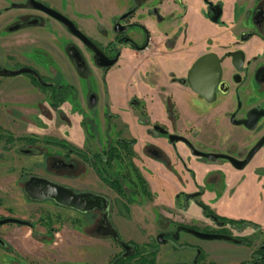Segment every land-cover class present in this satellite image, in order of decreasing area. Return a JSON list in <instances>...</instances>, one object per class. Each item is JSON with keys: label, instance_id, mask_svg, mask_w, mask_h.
<instances>
[{"label": "flooded vegetation", "instance_id": "flooded-vegetation-1", "mask_svg": "<svg viewBox=\"0 0 264 264\" xmlns=\"http://www.w3.org/2000/svg\"><path fill=\"white\" fill-rule=\"evenodd\" d=\"M7 1L8 5H4L0 9V25L6 21V26L10 31L37 30L41 33L52 34L54 40L51 45L57 49L54 51H57L59 54L58 59L45 55L46 60L44 61L39 56H44L42 54V48L44 46L33 42L26 44V47L19 51L20 56L24 60H18L17 57L13 59L16 62H21L20 66L16 68L27 66L33 69L39 77L37 78L36 75L30 72H20L27 76L25 77L27 79L26 85H24L26 89L23 91L29 90L31 93L32 96L29 101L34 102L35 97L41 96L43 98L42 104H44L47 113L52 111L56 114L62 113L65 115L69 110L62 109L61 104L64 102L68 104V108H71L73 113H81L79 116V124L83 130L82 143L78 145L64 138H43V141L46 143L58 147L57 151L55 149L52 151L58 152L57 154H59L58 157L52 160V165L55 167V170L45 169L46 174L34 171L27 176V178L30 175L42 176L59 184L66 185L74 191H88L103 197L105 214L97 206L82 211L70 206L58 204L49 199L55 205L71 208L81 215L85 213L92 214L93 219L90 222H84L78 226L79 229L82 228L83 236H85L84 239H86L81 241H92L99 237L102 239L104 237L101 236H105L121 247L112 237L104 234L103 225L107 220L116 229L118 237L122 241L128 244L135 242L130 239L125 238L123 240L121 238V231L115 220V216L129 220L132 206H138L140 208L149 203L152 207L154 224L157 230L147 240L141 242L152 243L149 247L155 249V262L156 253L159 251V254H161V247L159 248V246H163L162 242L169 239V251L189 252L187 260L184 263L264 264V237L258 239L259 235H264V227L261 223L252 218L219 214L210 205L211 201L204 200L202 197L205 191L212 192L216 198L220 196L227 188L225 181L227 169L235 171V181L237 184L248 181L250 171L256 175L258 181L264 175V0H255L254 5L243 14L244 26L234 34L232 44L224 49L215 50L208 48L197 54L182 74L176 75L173 72L169 74L167 81L174 83V86L179 89V92L178 90L168 91L165 86H159L155 99L163 113L160 120L151 122L148 120L145 112L146 101L144 98L138 99L134 95L128 99V104L137 110L138 121L136 122L146 124L145 133L158 138L157 143L144 142L140 147V153L147 159L158 163L155 172L171 177L179 186L178 188L173 185L170 186L171 192L169 188L166 189V196L169 198L167 199V201L169 200L167 204L169 203L170 208L165 206L160 199L154 201L155 194L143 174V167L144 169L147 167L146 170L152 174H154V171L151 168L148 169L149 167L144 163L137 164L135 162L136 153L133 145L136 139L128 135L129 132L126 129V124L116 118L117 115L110 111L106 95L105 73L116 63L120 54V46L126 45L138 51L152 48L149 42L148 28L140 21H129L135 8L146 0H132V4L113 19L112 26L109 30L106 31L97 27L96 34L88 33L72 17L48 4L45 0H38L66 16L107 58L115 56V60L109 65H98L93 58L91 48L71 33L60 20L39 8L28 5V0ZM175 1L182 5L181 0ZM202 1L206 5V17L214 22H220V3L210 0ZM11 8H14V11L10 10ZM141 13H153L158 19L161 17L154 5L146 8ZM217 13V20L211 18V16ZM166 19H170V15ZM117 22L118 25L116 24ZM119 25L121 26L120 28ZM133 27L140 29L139 37L133 36ZM174 39L175 33L165 39V47L167 49L172 48ZM30 45H34L35 48L31 49ZM27 47L37 52L33 59L26 57L30 54V51H26ZM231 51H236L238 58H234L229 54ZM46 52L44 51L45 54H47ZM76 52L79 57H76L74 61L71 54H76ZM207 52H213L217 55L220 67L218 80L212 87V97L209 99L193 90L186 79L187 71L194 60L201 54ZM84 53L88 55V59L84 57ZM63 57L68 62L70 60L73 65L76 74L75 77L77 76L75 83H71L67 79L68 75L64 73L63 68L66 66V63ZM0 68L4 67L1 65ZM30 76L35 78L36 83L31 81ZM94 77L101 83V89L99 88V90H102L103 87L102 94L101 91L98 93ZM196 80L198 79L196 78ZM201 84L203 85L202 82ZM88 88H91L93 93H87ZM147 96L149 98L154 97V95H149V93ZM41 97L39 98L40 100ZM22 101H25V98ZM8 106L18 108L21 113H24V110L20 109L24 107L23 105L9 103ZM40 108L36 106L38 112H40ZM98 111H100L104 120L101 128H99L98 123L95 121V115ZM63 121L66 126L70 125L69 122ZM116 122L123 125L122 128L117 127ZM0 127L6 132L4 125L0 124ZM109 131H113L115 136L112 138L108 137L107 133ZM90 136L91 138H88ZM90 139H92V143L95 145V150H90L87 146L88 143L90 144ZM129 139H132L133 142L129 145L131 153L127 154L125 148L120 147L118 143ZM0 140L5 144L20 141L18 139ZM21 141V145L26 146L19 149L22 152L37 151L33 147H28L33 145L31 142H24L26 140ZM56 141L60 143H56ZM257 143H259L258 147L249 154L252 147ZM69 145H74L78 150H72ZM110 149L113 154L109 157ZM51 155L53 154L48 153L47 156L50 157ZM244 159L245 161L238 165V162ZM129 161L133 163L137 173L144 179L151 197H146L139 191L138 183L134 177L135 174L129 167ZM115 162L119 165L118 169L113 168ZM99 173L102 178L99 177ZM72 179H75V182L72 183ZM114 179L122 184L123 195L117 193L109 185ZM204 179L210 180L211 184L207 186L204 183ZM100 187L101 189H98ZM260 189L261 194H259L258 199L263 201V181H260ZM110 192L116 196L114 199L109 198L108 194ZM131 192L141 195L143 200L134 203L130 196ZM202 204L206 205L215 215L224 217V219L218 220L210 214L203 213L201 208ZM189 205L197 207L200 215L193 213L184 214L183 211ZM138 215L141 216L139 212ZM3 217L16 216L0 215V218ZM16 218L23 222L7 221L0 223V225L17 223L31 228L32 224L27 219ZM229 219L244 220L248 223L232 222ZM82 220L84 221L85 218H82ZM145 221L147 220L145 219ZM44 225L47 226V222ZM134 225L140 235H142L141 227L136 222H134ZM89 226H93V230H89ZM182 226L200 231L220 233L225 237L200 238L182 229ZM196 226H200L201 228ZM51 229H53L51 226H47L46 231L49 230L51 232ZM56 231L52 232V235H55ZM232 231L238 233L234 234ZM242 231L246 233L241 234L240 232ZM50 232H48L47 238L50 237ZM180 232L191 234L197 237V239L180 235ZM44 234L41 233L40 237L43 241L45 240ZM158 235L160 237L159 239L157 238ZM195 240H221L236 245L238 248L235 251L229 247L220 249V251L228 250L230 252L229 258L236 257V260L229 263L216 262L214 259L208 257L210 251H206L200 245L196 244L195 242L198 241ZM123 251L124 249L121 247L118 252L112 253L110 257L117 253L121 254ZM131 252L132 246L128 254ZM121 256L123 255L121 254ZM105 264H109V259Z\"/></svg>", "mask_w": 264, "mask_h": 264}, {"label": "crops", "instance_id": "crops-1", "mask_svg": "<svg viewBox=\"0 0 264 264\" xmlns=\"http://www.w3.org/2000/svg\"><path fill=\"white\" fill-rule=\"evenodd\" d=\"M45 1L72 17L81 28L91 34H96L97 27L106 31L109 30L113 19L132 4V0ZM210 1L220 3V22H214L206 17V5L202 0H181L182 5L175 0H146L141 3L135 8L129 21H140L148 28L149 42L152 48L138 51L126 45H121L116 63L105 73L109 109L117 115L116 118L126 124L128 135L136 139L133 145L136 153L135 162L137 164L144 163L149 167L148 169L151 168L154 171V174H152L146 170L147 167L146 169L143 167V174L155 194L154 201L160 199L169 208L171 206L168 205L169 203L167 204L169 198L166 196V189L172 185L176 188L179 186L171 177L155 172L158 163L147 159L140 153V147L144 142L157 143L158 138L145 133L146 124L136 122L138 121L137 110L128 104V99L134 95L138 99L144 98L148 120L150 122L160 120L163 113L155 99L159 86H165L168 91L178 90L179 92L174 83L167 81L169 74L171 72L176 75L182 74L193 58L208 48L224 49L232 44L234 34L244 26L243 14L255 3V0ZM151 5H154L158 10L161 15L160 19L156 18L153 13H141L146 8H150ZM168 15H170V19H166ZM173 33H175L174 43L172 48L167 49L165 39ZM50 36L53 38L52 34ZM128 68L129 74L126 77L125 71ZM130 76H132L133 82L138 83L142 88L136 91V84H133L132 81H129V85H127ZM94 80L96 88H100V81L97 78ZM13 93L21 92L14 91ZM148 93L154 95V97L149 98ZM95 121L98 123L99 128L103 126L104 120L100 111L95 115ZM66 128L67 131L62 134V137L80 145L83 141V130L79 124V119L72 120ZM199 175L201 174L199 173ZM248 175V181L237 184L235 171L227 169L225 178L227 188L220 196L216 198L212 192L205 191L202 197L204 200H210V205L219 214L252 218L264 227V200L260 201L258 199L259 194H261L260 181L264 182V175L259 181L251 171ZM74 180L72 179V182H75ZM171 188L173 189V187ZM138 212L141 216L138 215ZM183 212L184 214L200 215L198 208L194 205H189ZM153 218L152 207L149 203L140 208L132 206L129 220L115 216L121 233L126 235V239L133 241H135V236L131 229L132 226H135L134 222L142 229L143 233L139 241H143L147 240L157 230ZM128 223L131 228L128 227ZM195 243L206 251H210L208 257L216 262L229 263L236 260V257L222 258L219 253L220 249L225 247L232 248L235 251L238 248L236 245L221 240H199ZM158 257L159 251L156 253V262Z\"/></svg>", "mask_w": 264, "mask_h": 264}, {"label": "rangeland", "instance_id": "rangeland-1", "mask_svg": "<svg viewBox=\"0 0 264 264\" xmlns=\"http://www.w3.org/2000/svg\"><path fill=\"white\" fill-rule=\"evenodd\" d=\"M52 1L53 0H51V2ZM4 5H8V1L0 0V9ZM10 10L14 11V8ZM6 25V21L0 25V66L2 65L4 68L9 69L20 66L21 62H16L13 59L17 57L18 60H24L20 56L19 51L23 50L26 44L33 42H37L44 46V48H42V54H44V56L39 55L44 61L46 60L45 55L47 57H55V59L59 58L58 52L54 51L57 49L51 45L54 40V37L52 38L50 36L51 34L41 33L37 30L10 31ZM132 30L133 36L138 37L140 29L133 27ZM30 47L31 49L35 48L34 45H30ZM31 49L27 47L26 51H30V54L29 56H24L33 59L37 52ZM44 51H47V54H45ZM39 52L41 51L39 50ZM84 57L88 59L86 53H84ZM64 59L66 63V66L63 68L64 73L68 75L67 79L71 83H75L77 76L75 77L76 74L73 65L70 60L68 62L66 58ZM43 68L45 69V67ZM125 73L126 77H128L129 68L126 69ZM25 77L27 76L24 73L0 76V124L4 125L6 127V132L11 133L13 136L23 135L33 137L34 139L31 140L33 145L28 147H33L37 151L22 152L19 150L23 146L26 147L25 145H21V140L14 141L10 144H5L0 140V215L24 218L32 225L31 228L17 223H5L0 225V264H105L110 258V255L118 252L121 247L105 236H101L104 237L102 239L99 237L92 241H81L86 239H84L85 236H83L82 228L79 229L78 226L82 225L84 222H90V220L93 219L91 213L81 215L71 208L57 206L49 199H32L22 190L23 181L30 173L36 171L46 174L45 169L55 170V167L52 165V160L58 157L59 154H57L58 152L52 151L54 149L57 151L58 147L46 143L43 141V138L63 139L62 134L66 133V127H68L63 120L70 123L72 120H78L81 115V113H73L72 109L68 108L66 102L61 104L62 109L69 110L68 113L65 112L66 114L64 115L62 113L56 114L52 111L47 113L44 104H42L43 98L41 96L35 97L34 102L29 101L31 93L29 91H23L26 89L24 88L27 80ZM129 81L133 82L132 76L129 77L127 85H129ZM133 84H136V90L140 88L138 83L133 82ZM97 90L98 93L101 91L102 94L103 87L102 90H99V88ZM14 91L23 92L15 95L12 94ZM89 92L93 93L91 88H88L87 93ZM40 97L41 100L39 99ZM24 98L25 101H22ZM26 98L28 99L26 100ZM9 103L20 106L23 105L24 107L20 109H23L24 113H21L18 108L8 106ZM36 106L41 107V110H39L40 112H38ZM116 126L122 128L123 125L117 123ZM107 136L112 138L115 134H113V131H109ZM88 138H91V136ZM89 142L90 144L88 143L87 146L90 150H95L92 139H90ZM48 153H52L53 155L49 157L47 156ZM113 168H119L117 162L114 163ZM204 183L209 186L211 181L204 179ZM98 189H101V187ZM108 196L110 199L116 197L112 192H110ZM130 196L134 203L143 200L141 195L132 192ZM82 218H85L86 221H83ZM194 220L197 221L196 218H194ZM45 222H47V226L53 228L51 232L49 230L46 231L47 226L44 225ZM127 225L128 227L131 226L129 223ZM93 228V226H89V230H93ZM198 228L201 227L199 226ZM55 230H57L55 235H52V232ZM131 230L132 233H134L135 242L142 243L139 241L141 235L137 231V228L132 226ZM48 232H50L49 238H47ZM41 233H45L44 241L40 239ZM232 233L237 234L238 232L232 231ZM240 233L246 232L242 231ZM180 235L190 237L191 239H197V237L185 232H180ZM120 236L125 240L126 235H124V233H121ZM262 237H264V235H259L258 239ZM162 245L163 246H159V248L161 247V254H159L158 260L154 264L186 262L189 252L169 251V239L163 241ZM219 253L222 258L230 257V252L228 250H221Z\"/></svg>", "mask_w": 264, "mask_h": 264}, {"label": "water", "instance_id": "water-1", "mask_svg": "<svg viewBox=\"0 0 264 264\" xmlns=\"http://www.w3.org/2000/svg\"><path fill=\"white\" fill-rule=\"evenodd\" d=\"M27 4L32 7L39 8L47 12L49 15L53 16L54 18L63 22L71 33L76 35L89 48H91V50L93 51V58L98 65H109L115 60L116 58L115 56L112 58H107L100 51V49L97 48L94 44H92V42L88 40L66 16H64L54 8L38 0H28ZM116 24L118 25V22ZM120 27L121 26L119 25V28ZM229 54H231L234 58L237 57L236 51H231L229 52ZM71 55L74 61L76 60V57H79L77 52L76 54L72 53ZM218 62H219V58L215 53L213 52L203 53L194 60V62L187 71L186 79L189 83V86L193 90L203 94L208 99L212 97V87L214 83L218 80L220 74V67ZM20 72H30L36 75L37 78H39L36 72L27 66H21L15 69L0 68V75H12ZM196 78L199 81L196 80ZM201 82L203 83V85L201 84ZM258 145L259 143H257L254 147H252L249 154L253 150H255L258 147ZM244 161L245 159L239 161L238 165L242 164ZM22 188L24 193L32 199L40 200V199L48 198L58 204L70 206L82 211L89 209L93 206H97L104 214L106 213L105 202L102 196L88 191H74L66 185L59 184L42 176L30 175L24 181ZM7 221L23 222L22 220L16 217L0 218V223ZM181 228L191 232L192 234L200 238L210 239V238L225 237L223 234L220 233L200 231L194 228L184 227V226H182ZM103 231L105 235L112 237L115 241H117L121 245V247L124 249V251L121 253L123 256L127 255L130 252V248H131L130 244L125 243L118 237L116 229L107 220L104 222ZM157 238L158 239L160 238L159 235ZM172 264H196V263L192 262V263H172Z\"/></svg>", "mask_w": 264, "mask_h": 264}, {"label": "trees", "instance_id": "trees-1", "mask_svg": "<svg viewBox=\"0 0 264 264\" xmlns=\"http://www.w3.org/2000/svg\"><path fill=\"white\" fill-rule=\"evenodd\" d=\"M211 18H213L214 20H217L218 19V13L214 16H211ZM30 77H31V81L36 83L35 78L32 76H30ZM32 138L33 137H31V136H23V135L13 136L9 132H5L0 127V139H5V140L18 139V140H26L25 142H31ZM57 142H59V141H56V143ZM131 142H133V140L129 139V140L121 141L118 144L120 147L125 148L127 154H130L131 152L129 150V145ZM69 147L72 148V150H74V151L78 150L77 147H75L74 145H69ZM109 151H110L109 152V157H110L113 154V152L111 151V149ZM129 167L135 174L134 177H135L136 182L138 183L139 191L141 193H143L146 197H151L150 192L147 190L146 183H145L144 179L137 173L135 166L133 165V163L131 161H129ZM99 177L102 178L100 176V173H99ZM109 185L112 186V188H114L117 193H119L120 195H123V187H122V184L118 180L114 179V181L112 183H109ZM201 208H202V212L205 214H210L218 220L224 219V217L215 215L204 204L201 205ZM229 221L245 222L244 220H231V219H229ZM245 223H248V222H245ZM130 244L132 246V252L130 254H128L126 256H121L120 253L114 254L113 256H111L109 258V264H154L155 263V249H152L149 247L150 244H152V243L148 244V243L130 242Z\"/></svg>", "mask_w": 264, "mask_h": 264}]
</instances>
